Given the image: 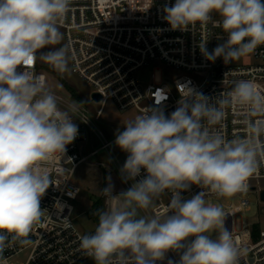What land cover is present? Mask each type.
I'll use <instances>...</instances> for the list:
<instances>
[{
	"label": "clouds",
	"instance_id": "1",
	"mask_svg": "<svg viewBox=\"0 0 264 264\" xmlns=\"http://www.w3.org/2000/svg\"><path fill=\"white\" fill-rule=\"evenodd\" d=\"M71 5L72 0H0V264L6 249L31 243L28 237L43 215L41 198L52 184L48 165L78 136L72 116L28 67L39 59L59 73L69 70L61 26ZM164 13L171 30L209 23L222 30L223 42L211 52L207 42L199 45L213 63L238 61L264 45V0H175ZM177 90L180 99L170 115L146 107L115 136V146L127 154L122 181L132 183L117 195L111 183L100 190L106 203H116L98 209L94 232L80 238V249L94 264H239L242 250L226 227V214L206 196L247 191L264 163V118L243 121L245 138L226 139L216 126L234 104L264 117V94L251 80L235 82L220 97L187 85ZM192 186L201 191L183 197ZM166 193L168 211L148 214Z\"/></svg>",
	"mask_w": 264,
	"mask_h": 264
},
{
	"label": "built area",
	"instance_id": "2",
	"mask_svg": "<svg viewBox=\"0 0 264 264\" xmlns=\"http://www.w3.org/2000/svg\"><path fill=\"white\" fill-rule=\"evenodd\" d=\"M174 3L175 0H72L61 26V45L68 48L71 72L87 86L85 94L48 86L46 74L39 68V59L28 66L56 94L60 108L72 116L78 126V136L67 146L62 158L48 165L52 184L41 198L43 215L28 237L31 243L6 249L2 264H94L79 247L80 238L89 233L76 222L75 201L81 187L74 180L75 172L82 164H92L103 168L110 176L111 167L99 158L104 152L113 161L123 189L127 190L132 183L123 182L120 173L127 154L121 151L118 158L112 149L115 136L123 130L127 120L114 123L107 118L108 104L117 110L132 112L131 119L146 107H155L170 115L180 99L178 84L212 98L226 95L237 81L251 80L264 94V45L229 64L222 58L210 62L201 54L199 45L207 42L206 47L211 52L223 42L222 30L211 23L190 26L186 31L171 30L164 19V7ZM161 66L176 72L160 80L153 74L148 83L136 77L143 68ZM95 93L100 96L99 100L94 98ZM261 118L264 117L250 116L247 107L234 104L226 109L216 130L229 140L245 138L249 132L243 121ZM261 140L264 141V137ZM260 179H264V163L249 178L247 191H258L261 196L264 189L257 188ZM200 191L192 186L182 196L190 198ZM214 196L209 193L206 198ZM170 198V193L162 195L148 214L166 213ZM262 202L264 204L263 199ZM248 203V199H242L238 206L226 210L225 224L242 250L239 264H264V226H261L264 225V206L258 223L239 230L233 226L234 214ZM168 256L172 260L179 258L171 252Z\"/></svg>",
	"mask_w": 264,
	"mask_h": 264
},
{
	"label": "rangeland",
	"instance_id": "3",
	"mask_svg": "<svg viewBox=\"0 0 264 264\" xmlns=\"http://www.w3.org/2000/svg\"><path fill=\"white\" fill-rule=\"evenodd\" d=\"M46 50L47 49L43 51ZM39 68L45 72L47 85L50 87L69 92V88H71L74 89L75 93L80 95L85 94L87 91V86L71 72L69 67L68 71L59 73L47 63L40 60ZM171 72L175 73L176 70L169 69L164 66H161L158 69L143 68L136 73V77L143 83H148L151 81L153 74L156 80H160L164 75ZM131 115L132 112L117 110L112 104H108L105 110V116L114 123L128 120L130 119ZM112 149L118 158H121V150L115 145ZM99 158L111 167L112 170L109 171L110 176H107V173L103 168L92 164L80 165L74 175V180L81 187V193L75 201L76 222L85 232H88L89 234L94 232L96 223L90 217L88 212L90 211L91 204L94 200L103 198L100 190H103L108 186L109 183H111L114 185L113 195H117L121 191H125L115 174V165L113 161L104 152L99 154ZM259 187L264 189V179L258 180L257 188ZM242 199H248L249 203L247 206H243L242 209L236 212L233 216V226L237 230L261 221V208L264 206V204L262 202L260 193L258 191H246L237 193L230 198L217 196L206 198L209 203L221 206L224 212L230 208L238 206ZM115 203L116 201H108L106 203L104 199L105 209L111 205H114ZM261 226L263 227L264 225L261 224ZM164 264H167V261H165Z\"/></svg>",
	"mask_w": 264,
	"mask_h": 264
},
{
	"label": "trees",
	"instance_id": "4",
	"mask_svg": "<svg viewBox=\"0 0 264 264\" xmlns=\"http://www.w3.org/2000/svg\"><path fill=\"white\" fill-rule=\"evenodd\" d=\"M71 92L75 94L74 89L69 88ZM98 209H105V204H104V199L103 198H98L93 201L90 207V211L88 212L90 214V217L95 221L96 225L98 223V216H97V210Z\"/></svg>",
	"mask_w": 264,
	"mask_h": 264
},
{
	"label": "water",
	"instance_id": "5",
	"mask_svg": "<svg viewBox=\"0 0 264 264\" xmlns=\"http://www.w3.org/2000/svg\"><path fill=\"white\" fill-rule=\"evenodd\" d=\"M94 98L96 99V100H99L100 99V96L98 95V94H94ZM261 197H262V199L264 200V191L262 192V194H261Z\"/></svg>",
	"mask_w": 264,
	"mask_h": 264
}]
</instances>
